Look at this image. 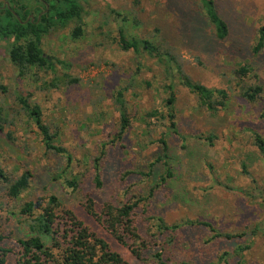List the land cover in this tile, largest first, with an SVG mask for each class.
<instances>
[{
    "label": "rangeland",
    "instance_id": "rangeland-1",
    "mask_svg": "<svg viewBox=\"0 0 264 264\" xmlns=\"http://www.w3.org/2000/svg\"><path fill=\"white\" fill-rule=\"evenodd\" d=\"M81 2L80 38L72 36L79 24L70 22L42 39L41 48L52 58L53 71L34 70L20 77L8 56L14 40L0 39V106L7 117L0 131V164L11 179L26 169L34 175L32 187L21 199L8 204L0 191V231L19 233L21 226L15 222L22 204L51 194L68 206L84 209L85 193L92 192L98 202L116 199L118 191L124 199L130 184L131 193H147L151 182L138 174L126 179L127 171L146 170L160 156L158 141L164 138L174 178L156 192L152 213L169 224L209 222L223 233L239 236L233 242L208 245L204 244L210 236L207 228L187 229L191 247L187 256L201 264H219L224 250L238 246L250 249L231 264H264V158L255 140L256 135L264 138V100L250 103L241 95L243 86L264 88V50L259 56L252 53L264 24V0H217L230 29L229 37L220 43L210 31L208 41L196 42L193 28L198 23L189 14L191 0ZM2 4L15 11L24 8L32 19L43 9L38 0H0ZM120 28L129 36L156 42L164 37L177 48L175 53L191 80L228 92L227 108L209 113L176 72L168 76L156 60L123 51L118 44ZM245 64L253 70L238 77L237 70ZM168 85L175 96L176 132L169 128ZM119 90L125 93L131 127L120 143L112 144L120 125L115 104ZM19 98L41 108L44 123L60 133L59 144L77 161L97 157L102 145H107L102 189H95L88 166L77 169V161L73 172L86 175L79 191L67 188L63 178L53 180L65 169L66 160L45 149L38 126ZM152 112L156 115L150 116ZM162 173L159 163L155 180ZM180 246L185 248L183 242ZM120 251L132 260L128 249Z\"/></svg>",
    "mask_w": 264,
    "mask_h": 264
},
{
    "label": "trees",
    "instance_id": "trees-1",
    "mask_svg": "<svg viewBox=\"0 0 264 264\" xmlns=\"http://www.w3.org/2000/svg\"><path fill=\"white\" fill-rule=\"evenodd\" d=\"M191 1L193 7L189 14L198 23L193 28L197 35L196 42L208 41L211 38L207 34L208 31L215 41L219 43L225 41L229 37L230 29L220 14L217 0ZM38 3L43 9L34 19L24 8L15 11L7 4L0 5V39L14 40L8 48V56L20 77H26L34 70L55 69L52 58L45 55L40 45L42 39L52 30L65 28L70 22H77L79 25L72 31V36L77 39L83 34L81 0H38ZM118 44L123 51H133L138 56L146 55L156 60L168 76L176 72L182 84L199 98L201 106L209 113L217 114L227 108L228 92L223 89H210L191 80L184 73L175 53L177 48L164 37L156 42L129 36L123 28H120ZM199 48H202V45H199ZM263 50L264 24L258 30L252 53L259 56ZM252 70L250 65L245 64L237 70V76L246 77ZM72 81L77 82V79ZM166 88L170 91L167 100L169 128L176 132L173 86L168 85ZM241 95L248 102L256 103L261 99L264 100V88L259 84L243 86ZM19 101L38 126L45 149L57 156H63L66 160L65 169L53 180L63 178V184L67 188L72 189L73 192L79 191L81 186L86 184V175L73 172L77 160L66 147L59 144L60 133L52 132L44 123L42 110L38 105L32 106L24 98H19ZM115 104L120 113V125L112 144L120 143L131 127L124 90H119L115 94ZM154 115L156 112L150 113V116ZM6 123V112L0 106V131L4 130ZM255 140L264 158V138L256 135ZM158 142L161 145V154L155 161L149 163L146 170L127 171L126 179L138 174L143 181L151 182L147 193H131L133 192L130 189L131 184L124 192V199L118 197L119 191L116 193V199L111 198L104 202H98L92 192L85 193L84 209L68 206L55 194H51L48 198L23 203L15 222L21 226L19 233L13 230L0 231V264H136V262L201 264L187 256L186 252L191 249L187 229L207 228L210 236L204 244L208 245L220 241L233 242L238 239L239 236L223 233L209 222L185 220L169 224L164 217L152 213V200L156 192L166 187L174 178L169 162V144L164 138ZM106 146V144L102 145L97 157L90 156V159L85 157L77 161V169L88 166L91 170V182L97 190L102 189L105 184L102 170L107 155ZM159 163L163 167V173L158 180H155V167ZM33 181L34 175L31 170L26 169L18 177L11 179L0 164V191L4 192L8 204L21 199L22 195L30 190ZM11 215L16 216L14 213ZM182 242L185 248H181ZM113 243L120 247H116ZM122 248L128 249L132 256L131 261L122 254L120 251ZM249 249L247 246H238L234 250H224L218 258V263L231 264L234 258H242Z\"/></svg>",
    "mask_w": 264,
    "mask_h": 264
}]
</instances>
